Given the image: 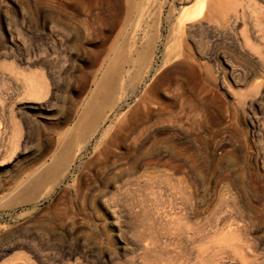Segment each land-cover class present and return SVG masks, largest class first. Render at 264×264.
<instances>
[{"label":"rangeland","instance_id":"obj_1","mask_svg":"<svg viewBox=\"0 0 264 264\" xmlns=\"http://www.w3.org/2000/svg\"><path fill=\"white\" fill-rule=\"evenodd\" d=\"M197 1L0 0V264H264V0L186 19ZM118 53V102L80 149ZM69 138L63 177L9 206Z\"/></svg>","mask_w":264,"mask_h":264},{"label":"bare ground","instance_id":"obj_2","mask_svg":"<svg viewBox=\"0 0 264 264\" xmlns=\"http://www.w3.org/2000/svg\"><path fill=\"white\" fill-rule=\"evenodd\" d=\"M197 2V6L194 7V9L185 10V8H183L185 10L184 16L186 19L192 20L197 16H201L203 14V10L208 4L210 5V13L214 16H220L222 15V9L229 11L234 9L236 5L233 0H198ZM241 35L244 43L247 46L253 45V39L248 34L247 30H245ZM151 46V43H148L147 48L139 51L138 57L133 62L135 64L140 63L141 70L144 72L146 71V73H150L153 69V67L150 65L157 49L156 47ZM251 48L253 49V47ZM123 50L125 51V47ZM255 54H258L259 57L256 60L254 59V54L253 56H249L253 67L247 70V72L257 76L260 74V72L264 74V53L257 51ZM125 62L128 63V61H123L122 56H120V53H118L114 58L111 59L107 67L102 72L101 77L96 81L95 87L93 88L89 99L87 100L79 120V130L82 137L79 139L77 145L80 147V149H82L81 145L84 144L86 146L90 143V141L96 135L98 128L103 122L106 121L109 116V112L114 109L116 103L118 102L121 82L120 76L122 74L124 64H126ZM165 63H168L167 60ZM165 63L162 67H164ZM154 71L158 72L159 68L156 70L154 69ZM73 141V139H63L60 142V148L57 155L54 157L53 162L42 172L39 173V170L35 172L29 181H27L25 189L19 192L12 200H10L8 205L13 206L21 204L25 202L28 197V199L35 198L36 193L39 192L44 186L50 185L63 177L70 164L73 162L75 157H77V151H79L78 149L75 150ZM79 153L80 152H78V154ZM24 184L25 183L21 184L17 190L21 189Z\"/></svg>","mask_w":264,"mask_h":264}]
</instances>
